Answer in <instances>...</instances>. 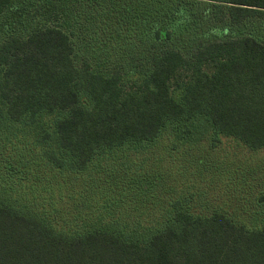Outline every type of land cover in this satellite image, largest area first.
<instances>
[{"label": "trees", "instance_id": "obj_1", "mask_svg": "<svg viewBox=\"0 0 264 264\" xmlns=\"http://www.w3.org/2000/svg\"><path fill=\"white\" fill-rule=\"evenodd\" d=\"M75 33L121 41L120 60L76 61ZM13 129L76 176L168 129L192 147L224 137L264 150V0H0V134ZM181 200L156 224L67 232L0 197V264H264L263 220Z\"/></svg>", "mask_w": 264, "mask_h": 264}, {"label": "rangeland", "instance_id": "obj_2", "mask_svg": "<svg viewBox=\"0 0 264 264\" xmlns=\"http://www.w3.org/2000/svg\"><path fill=\"white\" fill-rule=\"evenodd\" d=\"M181 10L187 17L188 10ZM189 23L183 18L180 27ZM217 35H222L219 29ZM71 39L75 60H88L95 71L111 68L121 58V41L101 36L93 40L85 33ZM183 42V37L176 38L178 45ZM43 121L49 124V117ZM174 134L168 129L154 143L107 154L76 176L46 165L33 145V133L4 131L0 197L38 212L67 232L111 220L128 229L156 224L167 214L168 204L181 199L193 214L220 210L247 227H260L255 219L264 221V150L250 151L224 137L214 146L206 137L192 147Z\"/></svg>", "mask_w": 264, "mask_h": 264}]
</instances>
